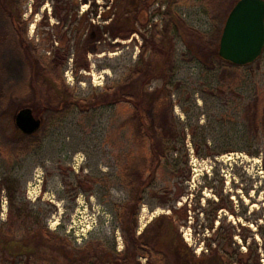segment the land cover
<instances>
[{
	"label": "rangeland",
	"instance_id": "rangeland-1",
	"mask_svg": "<svg viewBox=\"0 0 264 264\" xmlns=\"http://www.w3.org/2000/svg\"><path fill=\"white\" fill-rule=\"evenodd\" d=\"M173 1L0 0L1 263L178 264L176 249L199 256L210 238L264 264V118L256 131L246 117L264 105V51L229 69L219 45L238 0ZM156 27L170 32L152 43L162 57L147 44ZM59 49L68 58L49 70ZM134 68L153 74L125 81ZM24 107L42 125L22 146ZM143 123L167 146L161 159ZM143 232L161 257L140 255Z\"/></svg>",
	"mask_w": 264,
	"mask_h": 264
},
{
	"label": "trees",
	"instance_id": "trees-1",
	"mask_svg": "<svg viewBox=\"0 0 264 264\" xmlns=\"http://www.w3.org/2000/svg\"><path fill=\"white\" fill-rule=\"evenodd\" d=\"M179 2H180V0H175L171 3V5L174 6L175 4H179ZM163 15L166 17V19H168L170 17L169 12H165ZM170 29L171 28L169 27V30ZM185 31L188 33L187 35L190 34V36L193 39H195L196 42L200 43L202 36L197 31L192 30L191 28H188L186 26H185ZM153 34H154L153 39H151L149 41L147 40L148 41L147 44H149V47H151V50L153 51L154 55L162 57L163 56L162 51L156 50L155 47H156V44L158 43L161 46L160 49L164 48L165 43H163L161 38H165V40H166V37H167V35L169 36L170 32L166 31L164 29L163 30L158 29V27H156ZM168 38H170V37H168ZM152 43L155 44V47ZM62 51H63L62 49H59V54L55 58H53L49 63L45 64L46 68L51 70V68L54 67L55 65H58L59 67H61V65L64 64V62L68 58V53L66 51L65 52L64 51L62 52ZM172 55H173L172 51L169 52L170 58ZM222 59H224V58H222ZM167 61H168V58L166 59V62ZM225 61L228 63L229 69H231V70H236L239 66H242V65L234 64V63L227 61V60H225ZM250 64H252V63H250ZM250 64H247V65H250ZM81 66H84V65L82 64ZM81 66H79V67H81ZM147 66H148L147 68L149 69V71L152 70L153 64H150ZM137 68L139 69L140 65H138ZM145 74L151 75L153 73H141L140 70H135V68H134L132 70V72L129 73V75L127 76L125 81L131 80L135 77L142 76ZM123 97L126 98L127 100H133L134 101V97L131 94L128 95V93H127V94L123 95ZM136 104L138 107L140 103H136ZM250 108L253 112L250 116L246 115L247 118L251 117V119H250L251 123H250V125L249 124L248 125L252 129H255L256 131H258L260 129V125L257 123V121L255 119H258L259 117H262V116L264 118V105L256 97L253 100L252 106ZM141 120H142V122H144V120L142 118H141ZM143 126H146V130H145L144 134L149 138V142H150V145L152 148L153 155L156 156L157 158L161 159L164 155L163 150H165L167 148V146L164 145L165 144L164 142H163L164 144L160 143L159 139L157 138L158 136L156 134L150 136L149 130L151 127H153V125L149 126V125L143 123L142 127ZM163 127H164V125H163ZM263 128H264V125H263ZM33 138H34V136L27 135L25 137L23 145H28L29 142L31 141V139L33 140ZM263 159H264V150H263ZM125 174L127 175V177L129 176V173H125ZM129 223L132 225V227H135V225H136L134 220L133 221L130 220ZM144 232H143V234L139 235L138 237H135V239H134L136 249L138 250V252H140V255H143L145 257H149V256L150 257H152V256H160L161 257L162 254L160 251L156 250L157 247L154 245V241H153L158 237L153 236L152 240H149V238H146V236L144 235ZM45 238H46L45 236H41L39 239L41 242H44L46 240ZM172 245H174L173 242H172ZM204 245H205V247L201 251V254L199 256H197L194 249H192L190 247L188 249L187 244H184L183 249L182 248L176 249V257H177V260L179 261L178 264H183V263L184 264H230L233 262H236V264H240V263L242 264V262H241L242 260H239V259L235 260V259L231 258L227 253H225L223 251V245L219 241L214 243L210 238L204 239ZM179 246H181V245H179ZM23 247L26 249L27 246L23 245ZM67 258L69 261H67V263H65V264H77L72 258H70V256ZM39 260H41V262L40 261L38 262L37 260L33 261V260L29 259V257H26V259H23V258H18V256H16L12 260H10L8 262H4V263L0 262V264H61L60 259L58 257H47V258H41ZM165 260H166V258H165ZM80 262L81 263H78V264H111V262L105 256L101 257V258H96L93 261V263H91L92 259L90 261L82 260ZM114 264H116L115 261H114ZM119 264H131V263H130L129 258L126 257V255H125L124 258L122 260H120ZM244 264H246V263H244Z\"/></svg>",
	"mask_w": 264,
	"mask_h": 264
},
{
	"label": "water",
	"instance_id": "water-1",
	"mask_svg": "<svg viewBox=\"0 0 264 264\" xmlns=\"http://www.w3.org/2000/svg\"><path fill=\"white\" fill-rule=\"evenodd\" d=\"M264 51V0H238L227 17L219 45L222 58L237 65L255 62ZM42 121L31 108L21 109L16 125L33 134Z\"/></svg>",
	"mask_w": 264,
	"mask_h": 264
},
{
	"label": "flooded vegetation",
	"instance_id": "flooded-vegetation-1",
	"mask_svg": "<svg viewBox=\"0 0 264 264\" xmlns=\"http://www.w3.org/2000/svg\"><path fill=\"white\" fill-rule=\"evenodd\" d=\"M21 74V73H20ZM3 75V73H0V104H1V100L3 99V96H2V94L3 93H6V86H4V87H2V79H1V76ZM10 75V77L8 78V80L10 79H13V78H16L17 77V73H10L9 74ZM7 82V80H5L4 81V83H6ZM33 99V98H32ZM24 108H30V107H24ZM23 109V108H22ZM21 110V109H20ZM33 111V110H32ZM19 112V111H18ZM18 112H17V114H18ZM17 114L15 115V124H16V116H17ZM33 114H34V112H33ZM35 115V114H34ZM35 117H37L36 115H35ZM37 118H40V117H37ZM41 119V118H40ZM41 121H42V119H41ZM42 125V124H41ZM17 126V125H16ZM17 128L20 130V132H22L23 133V138L24 137H26L27 135H32V136H34L35 135V133H33V134H26V133H24L18 126H17ZM38 131V130H37ZM36 131V132H37ZM22 146H24V145H22ZM2 179V178H1ZM2 183L0 182V189H2L3 187L5 188V186H3L2 187V185H1ZM3 202V196H2V194L0 193V204Z\"/></svg>",
	"mask_w": 264,
	"mask_h": 264
}]
</instances>
